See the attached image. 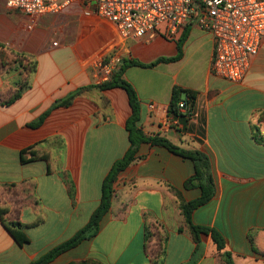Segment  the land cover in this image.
<instances>
[{
	"label": "crops",
	"instance_id": "1",
	"mask_svg": "<svg viewBox=\"0 0 264 264\" xmlns=\"http://www.w3.org/2000/svg\"><path fill=\"white\" fill-rule=\"evenodd\" d=\"M85 8L78 0L31 24L0 0V44L6 46L0 60L12 61L15 52L37 63L29 88L9 105L3 101L16 89L20 70L14 64L0 70V263L30 264L74 236L99 206L112 165L129 149L128 93L98 87L94 62L119 57L120 64H149L176 57L189 26L179 60L129 66L123 77L138 93L147 137L160 135L209 158L215 194L194 211L193 222L222 233L235 264H264V43L245 78L232 83L212 71L213 38L195 24L178 39H125L113 23L86 15ZM175 88L196 93V117L169 113ZM74 93L69 105L52 109ZM50 109L41 126L31 127ZM34 154L44 158L22 162ZM138 155L114 184L99 234L49 264H150L147 227L168 237L163 264H224L211 232L197 244L186 228L180 231L182 201L202 194L199 187L185 188L195 163L150 142L141 144ZM2 217L27 225L30 242L19 245Z\"/></svg>",
	"mask_w": 264,
	"mask_h": 264
},
{
	"label": "built area",
	"instance_id": "2",
	"mask_svg": "<svg viewBox=\"0 0 264 264\" xmlns=\"http://www.w3.org/2000/svg\"><path fill=\"white\" fill-rule=\"evenodd\" d=\"M77 1L7 0V7L21 12L35 24L42 15L63 13ZM81 1L86 6V15L113 23L125 39H154L161 34L178 39L187 25L195 24L213 38L212 71L232 83L245 78L264 43V0ZM119 64L118 57L96 60L98 84L110 81ZM150 107L154 108V104ZM178 113L197 116L187 98L180 100ZM178 123L174 119L173 124Z\"/></svg>",
	"mask_w": 264,
	"mask_h": 264
},
{
	"label": "trees",
	"instance_id": "3",
	"mask_svg": "<svg viewBox=\"0 0 264 264\" xmlns=\"http://www.w3.org/2000/svg\"><path fill=\"white\" fill-rule=\"evenodd\" d=\"M189 34V26L186 28L185 32L180 37L178 42V55L173 58H159L156 61L149 64H142L136 60L124 61L119 65L118 69L113 74V77L110 81H106L98 85L101 89L109 88H123L126 90L129 96L130 105L132 107V114L128 118L126 127L129 132L130 146L123 158L117 160L111 167L108 175L105 177L102 184V196L101 202L96 210L93 212L89 222L82 227L74 236L70 239L60 243L59 245L53 247L44 255H42L37 260L31 262L30 264H49L54 261L61 254L77 247L83 241L91 239L99 234L102 228V222L108 212L110 211L112 200L114 197V184L117 181L120 173L128 168L132 163L141 157L138 155L140 146L144 142H150L153 145L164 146L170 151L183 156L185 158L191 159L195 163L196 172L190 177L186 183L185 188L190 189L194 187H199L202 191V194L199 198L181 203V212L184 218L183 227L180 228V231L186 228L194 242L197 244L200 243L201 235L211 232L213 242L216 246V249L220 253V256L224 264H235L233 256L230 251L226 249V241L222 233L217 230H210L207 227L198 226L193 222V213L200 206L208 203L213 195L215 194V183L210 174V161L206 154L198 150H187L180 148L167 138L161 137L160 135H155L154 137H147L142 127H140L141 121V103L138 96V93L134 86L126 80L123 76L125 70L129 66H140L146 68L155 67L160 62H173L179 60L182 56L183 45ZM6 46L0 44V50H5ZM14 58L12 61H4L0 64V70L9 68L14 65L20 70L21 77L16 83V89L11 93V95L3 101L4 104H11L17 99H19L24 91L30 86V77L36 71V61L29 59L24 54L12 53ZM7 62V63H5ZM185 94L189 103L194 106L196 93L191 90H182L180 88H175L170 101L169 113L178 115V104L182 100V95ZM77 95V93L69 95L66 99L58 101L52 107L67 106L70 104L72 99ZM46 111L38 121L31 124V127H39L43 124L45 119L50 114L51 110ZM264 142V138H260ZM37 154H34V159L27 161L22 159L23 163L32 162L38 159H43ZM1 216L3 213L0 211ZM2 222L4 227L7 229L12 238L19 244L24 245L30 242L28 235L26 234L27 225L23 224L19 219H10L2 217ZM167 242L168 237L161 233L157 228L152 229L147 227L145 232V248L150 256V264H163L164 258L167 253ZM68 264H102L99 261L93 259H86L80 261H73Z\"/></svg>",
	"mask_w": 264,
	"mask_h": 264
},
{
	"label": "rangeland",
	"instance_id": "4",
	"mask_svg": "<svg viewBox=\"0 0 264 264\" xmlns=\"http://www.w3.org/2000/svg\"><path fill=\"white\" fill-rule=\"evenodd\" d=\"M1 51H4V50H0V53H1ZM119 58V57H118ZM6 61V60H5ZM7 61H10V60H7ZM4 62V60H0V64L1 63H3ZM5 63H7V62H5ZM0 264H3V263H0Z\"/></svg>",
	"mask_w": 264,
	"mask_h": 264
}]
</instances>
